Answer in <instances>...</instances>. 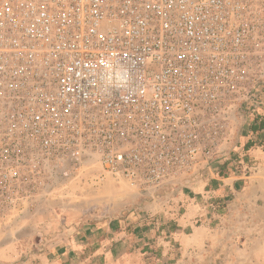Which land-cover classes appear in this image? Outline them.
<instances>
[{
	"label": "built area",
	"instance_id": "built-area-1",
	"mask_svg": "<svg viewBox=\"0 0 264 264\" xmlns=\"http://www.w3.org/2000/svg\"><path fill=\"white\" fill-rule=\"evenodd\" d=\"M257 117L264 0H0L1 208L85 170L157 200Z\"/></svg>",
	"mask_w": 264,
	"mask_h": 264
},
{
	"label": "crops",
	"instance_id": "crops-1",
	"mask_svg": "<svg viewBox=\"0 0 264 264\" xmlns=\"http://www.w3.org/2000/svg\"><path fill=\"white\" fill-rule=\"evenodd\" d=\"M235 154L231 152L229 159L235 160L229 163L227 173L218 175L216 169L199 184L177 189L168 201L144 204V212L136 214L135 225L127 216L107 226L71 228L74 232L69 238L62 240L61 236L48 249L30 252L28 248L12 247L3 252L6 264H90L85 263L88 257L104 258L106 264L114 259L121 261L131 252L127 246L133 240L143 245L156 241L152 229L155 222L150 219L154 213L159 216L154 221L172 219L165 225V237L171 249L180 246L178 250L183 255L197 249V255L205 256L209 247L229 244L227 256L234 257L230 264H264V146L254 145L245 150L246 165L232 171L233 165L240 162ZM218 199L222 203L219 209L212 204ZM94 244L97 247L86 248ZM217 247L213 248L214 254H219Z\"/></svg>",
	"mask_w": 264,
	"mask_h": 264
},
{
	"label": "rangeland",
	"instance_id": "rangeland-1",
	"mask_svg": "<svg viewBox=\"0 0 264 264\" xmlns=\"http://www.w3.org/2000/svg\"><path fill=\"white\" fill-rule=\"evenodd\" d=\"M239 138L241 145L246 142L248 134L245 130L239 133ZM260 139H264V133L257 140ZM238 166L243 164L240 162ZM229 170L230 166H227L226 173ZM192 179L189 185L203 181V177ZM52 185L54 190L49 192L10 194L14 197L16 205L10 208L0 207V264H6L3 252H8L12 247L28 248L30 252L48 249L56 241L58 242L61 236H63L62 240L69 238L74 232L71 228L78 230L95 225L107 226L109 222H117L127 216H130L132 225H135L138 222L135 221L136 214L144 212L142 209L144 204L153 202L156 205L160 204V201H168L172 194L164 190L158 194L157 200H153L150 193L137 192L127 182L117 183L110 178L95 180L88 170L79 172L77 176L59 178ZM20 196L23 198L20 199ZM161 204L163 207L166 206V203ZM151 216L150 219L155 222L152 229L156 241L143 245L141 241L133 240L131 245L127 246L131 252L121 258V261L111 260L110 264H230L234 259L232 256H227L226 250L229 244L209 247L208 250L211 251L207 250L205 256L197 255V249L186 255L178 250L180 246L176 245L171 249L164 232H166L165 225L172 222V219L159 221L157 218L154 221V217H159L158 214L154 213ZM148 226L152 227L151 224ZM174 228L175 226L172 227ZM113 243H109L108 246L112 247ZM94 247L97 246L87 245L86 248ZM216 247L219 254H214L213 248ZM89 262L106 264L105 259L100 257H88L85 263Z\"/></svg>",
	"mask_w": 264,
	"mask_h": 264
},
{
	"label": "trees",
	"instance_id": "trees-1",
	"mask_svg": "<svg viewBox=\"0 0 264 264\" xmlns=\"http://www.w3.org/2000/svg\"><path fill=\"white\" fill-rule=\"evenodd\" d=\"M262 131L264 133V118L263 117H257L256 120L249 126V132L252 134L258 133ZM249 133V134H250ZM248 134V136H249ZM259 140H252L251 138H247L246 142L244 144H240L239 146H237L236 154L234 158H237V161H240L243 166H245L246 164L244 163L243 159H244V152L245 150L249 149L252 146H259L261 144H264V139H260L259 142H257ZM264 146V145H261ZM237 156V157H236ZM235 159H226L223 160L218 166H217V174L218 175H223L225 173V169L227 168V166L229 165V163H231V161H234ZM240 162L235 163L233 166V170L232 171H236L235 169H241L242 166H238V164ZM213 206L217 209H219L222 206V203H219V199L216 200V202L214 201Z\"/></svg>",
	"mask_w": 264,
	"mask_h": 264
}]
</instances>
